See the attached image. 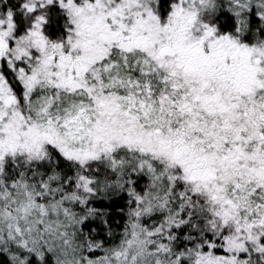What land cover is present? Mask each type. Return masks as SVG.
I'll return each mask as SVG.
<instances>
[{"label": "snow or ice", "instance_id": "obj_1", "mask_svg": "<svg viewBox=\"0 0 264 264\" xmlns=\"http://www.w3.org/2000/svg\"><path fill=\"white\" fill-rule=\"evenodd\" d=\"M0 264H264V0H0Z\"/></svg>", "mask_w": 264, "mask_h": 264}]
</instances>
